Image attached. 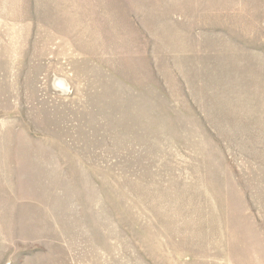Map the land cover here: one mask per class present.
<instances>
[{
    "label": "rangeland",
    "instance_id": "obj_1",
    "mask_svg": "<svg viewBox=\"0 0 264 264\" xmlns=\"http://www.w3.org/2000/svg\"><path fill=\"white\" fill-rule=\"evenodd\" d=\"M0 264H264V0H0Z\"/></svg>",
    "mask_w": 264,
    "mask_h": 264
}]
</instances>
